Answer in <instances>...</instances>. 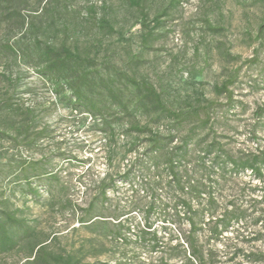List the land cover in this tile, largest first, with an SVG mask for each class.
Here are the masks:
<instances>
[{
  "label": "rangeland",
  "instance_id": "1",
  "mask_svg": "<svg viewBox=\"0 0 264 264\" xmlns=\"http://www.w3.org/2000/svg\"><path fill=\"white\" fill-rule=\"evenodd\" d=\"M144 3L151 19L168 0ZM100 18L110 21L112 33L98 27ZM143 34L138 10L126 0H0V107L9 108L0 124L7 119L17 130L28 125L24 141L9 128L0 138V208L33 228L30 238L0 255V264H39L32 249L39 242L48 264L185 263L168 252L161 258L135 238L146 221L164 242L171 237L175 243L176 226L163 204L173 195L165 151H148L147 134L129 128L132 121L167 135L169 123L135 108L113 124L76 108L64 98L67 90L56 94L38 73V42L74 50L89 60L84 69L104 77L120 70L145 78L174 109L208 114L200 134L217 139L223 152H264V0H179L159 17L147 43ZM228 78L230 95L217 94L213 86ZM115 83L125 97L132 95L131 87ZM171 133L177 137L170 146L177 145L180 135ZM212 156L199 166L190 157L184 165L195 167L218 217L234 209L242 214L220 240L210 241L216 264H264V176L236 171L223 155L218 162ZM102 179L111 183L103 204ZM151 201L156 207L145 215ZM247 253L263 259L246 260Z\"/></svg>",
  "mask_w": 264,
  "mask_h": 264
},
{
  "label": "trees",
  "instance_id": "2",
  "mask_svg": "<svg viewBox=\"0 0 264 264\" xmlns=\"http://www.w3.org/2000/svg\"><path fill=\"white\" fill-rule=\"evenodd\" d=\"M129 5L135 7L139 13V23L144 29L142 40L147 43L152 36L153 30L159 24V17L162 16L170 7H175L179 0H168L167 5L160 13L155 14L151 19L148 18V12L145 9L144 0H126ZM16 17L20 16L17 10L12 11ZM150 21L153 22L150 26ZM24 19H21V24ZM98 27L102 30L112 33L113 25L108 19L100 18ZM9 51L15 52L10 46H5ZM37 71L48 81L56 94H63L66 90L69 92L67 98L76 108L89 112L92 115H98L104 119L110 118L113 124H119L124 116L129 117L132 109H139L140 112L146 114L154 113L155 118L166 120L169 123V131L167 135H161L153 131L147 125H139L136 122H129V128L137 133H146L148 136V151L156 154L165 151L164 164L167 170L168 187L172 189L173 195L164 202V206L169 208L170 222L175 229V243H171V237L167 241H163L155 228L151 229V224L144 223L143 228L135 235L137 241L146 243L150 251L159 250L160 257L168 258L182 257L184 264H216V253L208 245L210 241L220 240L222 231L227 228L228 224L233 220H239L241 213L235 209L226 211L221 217L217 216L215 199L211 193L206 191L201 179L195 176V167L188 170L185 163L190 162L189 158L195 157L198 166L204 164L205 159L212 156L214 162H218L220 156L223 155L232 168L236 171L250 170L257 178L264 176V152H249L238 156H233L227 152H223L221 144L217 139L211 138L205 141L200 133L209 120V115L200 117L198 110L193 109H174L168 106L160 92L147 79H136L120 70H114L113 76H102L99 70L94 71L84 69L88 59L82 57L67 47L61 46L55 48L50 43H39L36 45ZM119 80L126 88L131 87L132 95L124 96V91L115 83ZM231 79H224L219 84L213 86L217 94L230 95L229 86ZM118 107V108H117ZM9 108L0 107V114H9ZM122 113V114H120ZM1 116V115H0ZM12 129L22 140L27 139L28 125L20 128L17 126H8L7 119L1 127L0 138L7 136V129ZM185 129V131H184ZM113 133V128L110 127ZM175 131L179 134V143L170 146L174 138L177 137L171 133ZM196 154V155H195ZM221 162V161H220ZM155 163H157L155 161ZM24 178L28 179V175L23 173ZM129 173L122 175L123 180H129ZM110 182L102 179L99 189L100 202L106 200V191L110 186ZM97 198V197H96ZM94 202L88 204L87 211H91ZM156 204L151 201L145 210L148 215ZM207 215V220L205 216ZM263 221L264 217L260 219ZM84 221V220H83ZM187 225V229L184 227ZM208 226V227H206ZM119 230L114 232L116 238L120 237ZM33 235L31 228L26 219L18 217L15 212L7 208H0V255L9 253L23 239H28ZM202 236L204 240H202ZM43 244L41 242L32 246L35 248V262L39 264H48V260L43 253ZM31 249V251H32ZM246 260L258 261L263 257L259 254L247 253L243 255ZM62 259V258H61ZM60 259V260H61Z\"/></svg>",
  "mask_w": 264,
  "mask_h": 264
}]
</instances>
